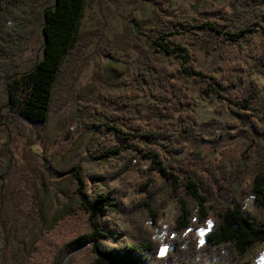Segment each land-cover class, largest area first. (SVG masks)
I'll return each instance as SVG.
<instances>
[{"label": "trees", "instance_id": "16d2710c", "mask_svg": "<svg viewBox=\"0 0 264 264\" xmlns=\"http://www.w3.org/2000/svg\"><path fill=\"white\" fill-rule=\"evenodd\" d=\"M144 1L151 17L125 20L137 59L124 107L117 102V111L101 110L106 121L92 124L116 141L98 150L100 168L75 174L84 214H70L45 231L25 264H69L85 249L92 254L87 264H260L264 162L243 184L253 147L226 148L214 157L175 156L196 141L190 84L202 98L220 102L219 110L249 127L253 137L263 134L264 116L254 112L264 115V98L248 76H264V0H192V14L167 0ZM40 2L0 0V87L6 85V105L15 115L38 127L48 121L59 72L80 44L87 7V0H53L42 14V53L20 71L15 52ZM201 50L215 58V72L199 67ZM140 95L146 103L134 104ZM120 161L125 164L116 169ZM171 203L175 214L163 254L155 230ZM201 229H208L203 243Z\"/></svg>", "mask_w": 264, "mask_h": 264}, {"label": "rangeland", "instance_id": "374dc122", "mask_svg": "<svg viewBox=\"0 0 264 264\" xmlns=\"http://www.w3.org/2000/svg\"><path fill=\"white\" fill-rule=\"evenodd\" d=\"M167 3L193 13L192 0H167ZM52 5L53 0H41L26 30V39L15 52V69H27L42 53V14ZM151 15V5L144 0H87L80 30L82 39L59 72L50 116L43 126L17 117L6 105V85L0 87V264H25L27 252L33 250L45 231L70 214H84L75 174L91 167L100 168L98 150L105 143L116 141L111 131L102 132L92 124L106 121L101 110L114 112L124 107L126 83L136 75L137 52L125 36V20L148 19ZM199 52V67L207 73L215 72V58ZM252 80L264 98V76L251 71L248 81ZM190 91L198 120L194 127L196 141L176 155V160L194 153L214 157L226 148L238 146L245 150L251 145L252 154L247 159L250 173L243 180L246 184L256 173L257 165L264 162V130L258 138L253 137L249 127L229 112L219 110L220 102L202 98L196 85L190 84ZM144 103L142 95L134 101ZM259 112H254L256 117L264 116ZM124 164L120 161L115 168L121 169ZM138 167L136 163L130 166L134 173ZM70 170L71 173L62 174ZM134 195L133 192L131 197ZM247 207L253 208L251 199ZM174 214L175 205L171 203L161 229L155 230L163 254L167 252L165 230L173 222ZM207 232L208 229L199 231L202 243ZM91 255L89 249L82 250L69 264H87ZM257 257L264 264V244Z\"/></svg>", "mask_w": 264, "mask_h": 264}]
</instances>
